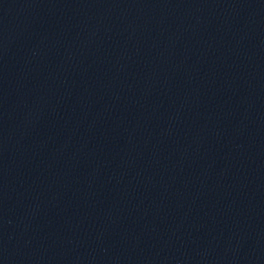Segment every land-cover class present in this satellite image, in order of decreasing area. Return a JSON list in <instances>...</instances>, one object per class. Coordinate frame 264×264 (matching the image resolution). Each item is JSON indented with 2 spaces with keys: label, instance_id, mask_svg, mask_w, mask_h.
Returning a JSON list of instances; mask_svg holds the SVG:
<instances>
[{
  "label": "water",
  "instance_id": "95a60500",
  "mask_svg": "<svg viewBox=\"0 0 264 264\" xmlns=\"http://www.w3.org/2000/svg\"><path fill=\"white\" fill-rule=\"evenodd\" d=\"M0 264H264V0H0Z\"/></svg>",
  "mask_w": 264,
  "mask_h": 264
}]
</instances>
